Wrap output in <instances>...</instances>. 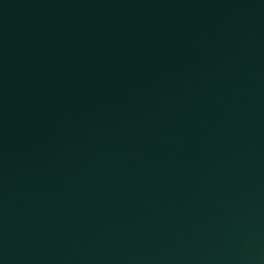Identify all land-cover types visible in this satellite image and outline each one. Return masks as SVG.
I'll return each mask as SVG.
<instances>
[{"label":"water","instance_id":"obj_1","mask_svg":"<svg viewBox=\"0 0 264 264\" xmlns=\"http://www.w3.org/2000/svg\"><path fill=\"white\" fill-rule=\"evenodd\" d=\"M0 264H264V0H0Z\"/></svg>","mask_w":264,"mask_h":264}]
</instances>
